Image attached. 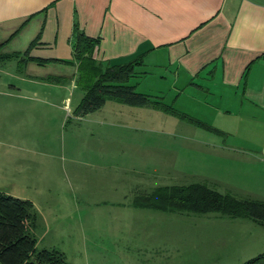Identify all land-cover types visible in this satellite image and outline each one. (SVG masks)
Listing matches in <instances>:
<instances>
[{
    "label": "rangeland",
    "instance_id": "374dc122",
    "mask_svg": "<svg viewBox=\"0 0 264 264\" xmlns=\"http://www.w3.org/2000/svg\"><path fill=\"white\" fill-rule=\"evenodd\" d=\"M50 51L30 53L40 63L0 62V191L33 202L36 249L54 248L67 264H240L264 252V226L249 219L131 205L137 192L191 182L264 200V162L231 151L240 143L227 133L160 108L107 100L73 115L83 94L75 65ZM138 68L145 73L127 81L135 91L217 129L229 125L171 67Z\"/></svg>",
    "mask_w": 264,
    "mask_h": 264
},
{
    "label": "crops",
    "instance_id": "0c3cea01",
    "mask_svg": "<svg viewBox=\"0 0 264 264\" xmlns=\"http://www.w3.org/2000/svg\"><path fill=\"white\" fill-rule=\"evenodd\" d=\"M74 28L98 40L92 57L103 66L142 54L140 66L174 69L225 117L220 130L240 143L230 150L264 162V0H0L3 52L38 34L33 56L65 58Z\"/></svg>",
    "mask_w": 264,
    "mask_h": 264
},
{
    "label": "trees",
    "instance_id": "16d2710c",
    "mask_svg": "<svg viewBox=\"0 0 264 264\" xmlns=\"http://www.w3.org/2000/svg\"><path fill=\"white\" fill-rule=\"evenodd\" d=\"M6 42L7 39L0 41V62L19 57L22 62L32 58L40 63L38 58L30 56L31 49L40 44L38 34L22 51L1 52ZM97 43V39L74 28L71 62L75 65V84L83 90V94L73 110V115L80 117L96 111L107 100H112L128 106L160 108L163 112L176 115L207 132L226 135L220 129L162 103L159 96L135 91L134 85L127 81L130 77L142 74L136 70L142 65V54L121 63L103 66L92 57ZM131 205L168 213H215L222 217L249 219L264 226V200L239 198L229 192H218L204 182L159 185L149 191L137 192ZM36 227V214L32 203L0 191V264H67L63 253L54 248L36 249L33 232ZM240 264H264V252Z\"/></svg>",
    "mask_w": 264,
    "mask_h": 264
}]
</instances>
